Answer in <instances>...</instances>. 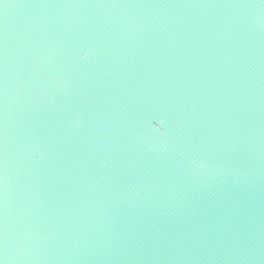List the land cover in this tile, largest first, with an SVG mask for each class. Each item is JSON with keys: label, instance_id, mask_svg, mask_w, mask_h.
Here are the masks:
<instances>
[{"label": "water", "instance_id": "obj_1", "mask_svg": "<svg viewBox=\"0 0 264 264\" xmlns=\"http://www.w3.org/2000/svg\"><path fill=\"white\" fill-rule=\"evenodd\" d=\"M0 264H264V0H0Z\"/></svg>", "mask_w": 264, "mask_h": 264}]
</instances>
